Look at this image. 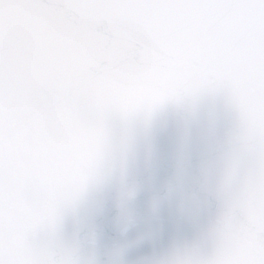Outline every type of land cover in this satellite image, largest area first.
I'll list each match as a JSON object with an SVG mask.
<instances>
[{"label":"snow or ice","instance_id":"obj_1","mask_svg":"<svg viewBox=\"0 0 264 264\" xmlns=\"http://www.w3.org/2000/svg\"><path fill=\"white\" fill-rule=\"evenodd\" d=\"M206 98L228 124L217 138L209 114L214 155L193 176ZM169 108L184 116L176 171L129 239L141 223L130 165L141 141L151 164ZM109 186L124 238L104 261L94 218ZM209 196L218 208L196 237L135 264H264V0H0V264H129L165 201L198 220Z\"/></svg>","mask_w":264,"mask_h":264},{"label":"water","instance_id":"obj_2","mask_svg":"<svg viewBox=\"0 0 264 264\" xmlns=\"http://www.w3.org/2000/svg\"><path fill=\"white\" fill-rule=\"evenodd\" d=\"M217 111L220 117L216 124V137L223 138L227 129V116L223 112L220 101L206 98L202 101L199 116L191 125V141L189 147L190 159L187 161L189 173L199 175L201 162L214 155L208 151L207 125L209 114ZM184 128V116L174 108H169L160 113L154 125L152 142L154 152L149 165L145 160L144 144L141 141L138 155L130 165V178L141 185L140 191L134 201V208L141 223L129 230L128 238H135L137 232L145 230L143 220L149 215V204L152 195L163 190L167 180L173 176L177 166V154ZM116 189L114 186L105 188L97 197L104 201L103 213L94 218L100 232L99 255L101 260H108V250L118 240L123 239L115 225L117 209L115 207ZM210 205L204 210L198 220L177 215L174 204L165 201L159 216L155 219L158 231L154 236L147 237L130 247L125 259L129 264H135L146 258L160 256L169 251L176 240L193 239L199 231L208 225L214 218L218 205L214 197L209 196ZM87 214V207L82 210ZM74 228L73 219L66 222V230L71 232Z\"/></svg>","mask_w":264,"mask_h":264}]
</instances>
